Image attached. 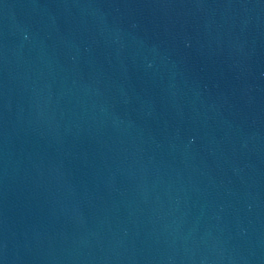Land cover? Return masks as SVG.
Returning <instances> with one entry per match:
<instances>
[{
    "label": "water",
    "instance_id": "water-1",
    "mask_svg": "<svg viewBox=\"0 0 264 264\" xmlns=\"http://www.w3.org/2000/svg\"><path fill=\"white\" fill-rule=\"evenodd\" d=\"M0 264H264V0H0Z\"/></svg>",
    "mask_w": 264,
    "mask_h": 264
}]
</instances>
